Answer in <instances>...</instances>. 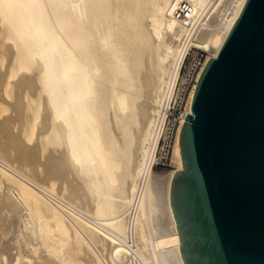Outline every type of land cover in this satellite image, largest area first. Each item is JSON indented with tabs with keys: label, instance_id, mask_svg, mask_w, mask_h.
Listing matches in <instances>:
<instances>
[{
	"label": "bare ground",
	"instance_id": "6f19581e",
	"mask_svg": "<svg viewBox=\"0 0 264 264\" xmlns=\"http://www.w3.org/2000/svg\"><path fill=\"white\" fill-rule=\"evenodd\" d=\"M175 1L0 0V32L9 35L0 40L14 42L2 46L0 41V54L8 59L0 82L3 89L10 82L16 101L11 104L15 116L0 120L7 140L0 143V161L21 176L0 167V234L10 230L15 237L8 248L18 250L9 257L12 248L0 240V264H64L69 255L79 257H70L77 259L74 264H133L127 247L129 212L185 37L173 18ZM191 1L199 11L212 0ZM223 1H217L218 9ZM233 2L231 18L224 21L214 7L200 33L197 44L209 56L198 81L208 61L218 57L247 0ZM197 85L187 116L193 114ZM0 92L1 104L6 95ZM186 118L178 132L174 170H155L139 201L134 239L141 264H185L171 187L175 171L184 170L180 137ZM30 125L37 128L31 145L23 139ZM42 189L71 207L53 205ZM64 245H70L68 250Z\"/></svg>",
	"mask_w": 264,
	"mask_h": 264
},
{
	"label": "water",
	"instance_id": "95a60500",
	"mask_svg": "<svg viewBox=\"0 0 264 264\" xmlns=\"http://www.w3.org/2000/svg\"><path fill=\"white\" fill-rule=\"evenodd\" d=\"M184 123L171 206L185 264H264V0H247Z\"/></svg>",
	"mask_w": 264,
	"mask_h": 264
},
{
	"label": "built area",
	"instance_id": "2783aa9c",
	"mask_svg": "<svg viewBox=\"0 0 264 264\" xmlns=\"http://www.w3.org/2000/svg\"><path fill=\"white\" fill-rule=\"evenodd\" d=\"M216 0L209 1L199 11L191 0L174 2L173 18L185 29V37L179 47V60L173 83L168 88L158 112L153 138L139 181V190L129 214V238L127 247L133 264L140 263L134 239V221L139 201L150 183L152 174L159 168L168 167L174 155L178 132L188 114L190 96L198 82L209 53L197 44L202 29L212 17ZM232 8L235 2L231 3ZM221 7V6H219Z\"/></svg>",
	"mask_w": 264,
	"mask_h": 264
},
{
	"label": "rangeland",
	"instance_id": "374dc122",
	"mask_svg": "<svg viewBox=\"0 0 264 264\" xmlns=\"http://www.w3.org/2000/svg\"><path fill=\"white\" fill-rule=\"evenodd\" d=\"M217 1L219 2V0H216V1H215L216 4L218 3ZM230 1H232V3H233V0H228V1H227V0H224L223 3H221V7H222V5L224 4V8L222 7L221 9H218L217 6H215V5L213 6V8L216 7L217 10H218V11H217V16H219V15L221 14L220 16L222 17V19H223L224 21H225L226 19L228 20L229 18H231V15H230V14H231L233 8H232V4H231ZM224 2H226V3H224ZM228 2L230 3L229 5H228ZM225 6H226V7H225ZM216 8H215V9H216ZM219 8H220V7H219ZM222 9H223V10H222ZM221 10H222V11H221ZM230 11H231V12H230ZM218 12H219V13H218ZM220 12H221V13H220ZM221 17H219V20H218V21H220V22L223 21L222 19L220 20ZM223 17H224V18H223ZM224 21H223V22H224ZM220 22H219V23H220ZM1 30L3 31V29H0V31H1ZM2 33H3V32H0V35H1ZM4 34H5V36L8 35L7 33H4ZM4 34H2L0 37L2 38ZM8 36H9V35H8ZM1 38H0V39H1ZM6 38H7V39H5L4 42L1 41V40H4V39H1V40H0V41L2 42V44L4 43L3 45H2V44H0V45H2V46H6V44H7V46H8V45L10 44L9 46H11L14 42H13V41H12L13 43L11 42V38H10V39H9L8 37H6ZM8 39H9V40H8ZM7 40H8L9 42H11V43H9ZM6 41H7L8 43H7ZM5 43H6V44H5ZM2 46H0V47H2ZM0 55H4V54H3V51H2V54H0ZM4 56H5V55H4ZM4 56H3V57L0 56V58H2V60H3V61H2V60L0 59V64L2 65V62H4L3 65H2V67L0 66V73H2V71L5 72L6 69L8 68V67L6 66V65L8 64V59H7L6 56H5V59H4ZM6 59H7V60H6ZM6 63H7V64H6ZM1 68H3V70H2ZM10 80L13 81V87H14V80H15V79H12V78H11ZM1 82H2V81H1ZM1 82H0V84H1V85H0V86H1L0 89H1V91L3 92L2 94H3V95H6V96H4V97H5V101H4V103H3V100H1L2 103L0 104V111H1V112H0V115H1V116L3 115V116H2V117L0 116V120H1V118H2V119H3L4 117L6 118V116H7V117H10V116L13 115L12 117H14L15 114H16V112L14 111V108L12 107V105H14V104L16 103V101H14L15 98L13 99V97H12V93L9 92V91L11 90V88H12V85H11L10 82L8 81V83L6 82V85L4 86V89H3V88H2V87H3V84H2ZM11 83H12V82H11ZM8 84H9V85H8ZM10 86H11V87H10ZM5 87H6V88H5ZM8 89H10V90H8ZM4 90H5V92H4ZM12 90H13V89H12ZM12 90H11V92H12ZM6 91H8L9 93L6 92ZM0 93H1V92H0ZM5 93H6V94H5ZM2 94H1V95H2ZM10 94H11V95H10ZM13 94H15V93L13 92ZM7 95H8V96H7ZM9 95H10L11 97H10ZM13 96H14V95H13ZM11 98H12L13 100H12ZM6 100H7V101H6ZM5 102H6V103H5ZM13 102H14V103H13ZM35 102H36V101H35ZM8 103H9V104H8ZM11 104H12V105H11ZM34 104H36V103H34ZM5 105H7V106H5ZM1 106H2V107H1ZM3 106L6 107L5 109H6L7 111H6L5 109H3V108H4ZM35 106H36V105H35ZM1 108H2V109H1ZM42 108H43V107L41 106V109H42ZM9 109H10V110H9ZM12 110H13V111H12ZM4 112H5V113H4ZM9 112H10V113H9ZM1 113H2V114H1ZM8 113H9V114H8ZM13 113H15V114H13ZM8 115H9V116H8ZM27 121H29V120H27ZM32 121H33V120H32ZM30 123H32L31 120H30ZM16 127H17V128H16ZM30 127H31V125L29 126V128H28V126H27L28 129H25L26 131H24L25 134H23V139L25 138L24 141L26 140V141H25V143L27 142L26 144H30V145H31V143H33V140H34L35 137H36V131H37L36 129H37V128H34L33 125H32L31 128H30ZM13 128H15V130L13 129V132L15 131V133H17V131H19V130H18V125L13 126ZM29 130H30V132H29ZM31 130H33V131H31ZM34 132H35V133H34ZM30 134H31V135H30ZM0 135H1V136H0V138H1L0 143L3 142L2 144L5 145V143L7 142V140H5V138L2 136V134H0ZM2 137L4 138L3 141H2V139H3ZM30 137H31V138H30ZM29 138H30V140H28ZM31 139H33V140L31 141ZM5 141H6V142H5ZM7 152H8V151H7ZM9 152H10V150H9ZM9 155L11 156V158L13 157V153H12V151H11V153H9ZM2 164H3V163L0 161V167H2L3 169H5V170H6L7 168H8L9 170L11 169L9 166H6L5 164H3V165H5L6 167H5V166H2ZM172 164H173V163H172V161H171V163L169 164L168 167H165V168H159V169L156 170V171H157V172H169V171H172V170H174V166H173ZM8 169H7V170H8ZM10 171H12V172L14 173V176H17L16 178L20 179L21 176H20V174H19L17 171H15V170H13V169H11ZM30 183H32V182H30ZM41 191L44 192L45 190L42 189ZM44 193H45L46 197L49 198V200H50L51 202L53 201V202H52L53 205H55V206L58 205L59 207H62V208L64 207L65 209H69V207H71L70 204H69L68 202H66V201L64 202V201L62 200V198H60L61 196H60V197L55 196V195H54V192H53V194H52V193H50L49 191L46 190V192H44ZM47 193H48V194H47ZM50 194H52V195H50ZM57 195H58V194H57ZM53 197H54V198H53ZM51 199H52V200H51ZM58 200H59V201H58ZM61 202H63V203H61ZM54 203H56V204H54ZM64 204H66V205H64ZM68 206H69V207H68ZM31 209H32V208H31ZM33 210L36 211L37 209L35 210V208H34ZM33 210H31V211H33ZM75 210H77V209H75ZM36 212H37V211H36ZM77 212H78V211H77ZM26 213H27V212H26ZM32 213H33V212H32ZM35 214H36V213L34 212V215H35ZM78 214L81 215L82 217L84 216L83 219H85V220H90L89 217H87L86 215H84V214H83V215L80 214V211L77 213V215H78ZM35 216H37V215H35ZM13 218L15 219V218H18V217H14V216H13ZM87 218H88V219H87ZM14 219H13V220H14ZM15 220H16V219H15ZM7 231H8V230H7ZM9 231H10V230H9ZM9 231H8V232H9ZM8 232H5V234H4V232H3V233L1 232V234H0V235L4 234L5 237H6V238H4V235L2 236L3 238L0 237V240L4 239V241H3V240L1 241L2 243H4L3 246H5L6 243H9V244H7L8 246H7V245L5 246L6 248H8L11 244H13V242H14V239H13V238L15 237V235H14L11 231H10V233H8ZM7 233H8V234H7ZM9 234H10V235H9ZM11 234H13V235H11ZM6 235H8V236H6ZM5 241H6V242H5ZM9 241L11 242V244H10ZM2 243H1V244H2ZM63 243H64V242H63ZM65 243H66V242H65ZM66 245H67V244H66ZM66 245H64V248H65V249H67V247L70 246V245H68V246H66ZM14 247H15V246L10 247V248H12V249L8 248V250L10 249V250L8 251V253H7V255H8L9 257L12 256V255L15 256V254L17 253L18 250H16V249L13 250ZM16 247H17V245H16ZM64 248H63V251H62V252H64ZM69 248H70V247H69ZM67 250H68V249H67ZM12 251H13V252H12ZM14 251H16V253H15ZM27 252H28V253H27ZM29 252L32 254L31 250H30V249H29V250L27 249V250H26V254H27V256H33V255H31ZM9 253H10V254H9ZM12 253H13V254H12ZM14 253H15V254H14ZM29 254H30V255H29ZM35 254H36V253H34V255H35ZM37 255H38V254H37ZM37 255L34 256V258H36ZM16 256H17V254H16ZM16 256H15V257H16ZM27 256H26V257H27ZM60 256H61V255H60ZM67 256H68V255L64 256V259H65ZM61 257H62L61 259L63 260V256H61ZM70 257H71V255H69V257L67 258L69 261L71 260V258H72V259H73V258L75 259V257H77V255H76L75 257H74V255H73L71 258H70ZM34 258H33V260H37V259H34ZM69 258H70V259H69ZM78 258H79V257H77V259H78ZM61 259H60L59 262H61ZM67 259H65V262L63 261L64 264L67 262V261H66ZM77 259H76V260H77ZM38 260H39V259H38ZM76 260H71V261H70V262H71L70 264H74V262H76ZM79 260H80V259H79ZM69 261H68L66 264H69ZM72 261H74V262H72ZM81 261H82V260H81ZM81 261H80L79 263H77V264H82L83 261H82V262H81ZM61 263H62V262H61ZM83 264H85V262H83ZM138 264H141V262L138 263Z\"/></svg>",
	"mask_w": 264,
	"mask_h": 264
}]
</instances>
